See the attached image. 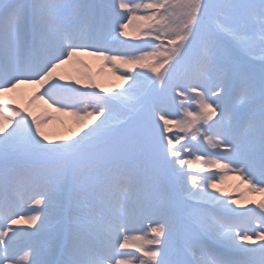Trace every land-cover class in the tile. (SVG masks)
I'll return each mask as SVG.
<instances>
[{"label":"snow or ice","instance_id":"obj_1","mask_svg":"<svg viewBox=\"0 0 264 264\" xmlns=\"http://www.w3.org/2000/svg\"><path fill=\"white\" fill-rule=\"evenodd\" d=\"M0 264H264V0H0Z\"/></svg>","mask_w":264,"mask_h":264},{"label":"rangeland","instance_id":"obj_2","mask_svg":"<svg viewBox=\"0 0 264 264\" xmlns=\"http://www.w3.org/2000/svg\"><path fill=\"white\" fill-rule=\"evenodd\" d=\"M129 38L133 34V29H129ZM84 61V64H76L72 63L69 65H66L64 69H62V72L66 76H70L73 78H82V74H86L91 77L92 81L95 84H99L101 88H112L113 85L121 83L119 80H117V75L120 73H117L116 75L113 74V70L111 69L110 65H107L102 59L94 57V56H89V55H84L80 57ZM121 71H124L123 69ZM80 87H83V85H79ZM124 87H127V85H124ZM32 90L31 86H24L21 90L20 93L18 94L21 98L24 94H27ZM97 91H100V89H96ZM112 90H117V89H112ZM122 90V89H120ZM40 105L37 108V111H39ZM51 111V110H49ZM170 114L166 117L169 120L176 119L177 117L171 114V110H169ZM57 119H53L49 121L47 124L45 130L55 138L57 135H65L69 134L68 133V128L69 127H75L73 123V118L68 115H62L59 113H54ZM161 124L163 123L162 121L160 122ZM177 129L173 128L171 132H169L167 135L174 136L177 134ZM188 143V139L185 138V140L181 141L180 144H176L175 147L178 149L181 147L182 144ZM203 146L200 148V152L197 154H201L203 152ZM183 154V153H182ZM218 187H221L224 189L225 192L229 193L230 195H233L236 198L238 197V193L242 192L245 190L246 185L241 183L239 178L235 175H229L226 180L224 181L223 184H218ZM244 199H260L259 196H248L245 197ZM251 206V205H249ZM150 223L149 221H145V227ZM23 228H27V225H20Z\"/></svg>","mask_w":264,"mask_h":264},{"label":"bare ground","instance_id":"obj_3","mask_svg":"<svg viewBox=\"0 0 264 264\" xmlns=\"http://www.w3.org/2000/svg\"><path fill=\"white\" fill-rule=\"evenodd\" d=\"M40 107H46V106L40 104ZM14 227H21V226H14ZM22 228H23V227H22Z\"/></svg>","mask_w":264,"mask_h":264}]
</instances>
